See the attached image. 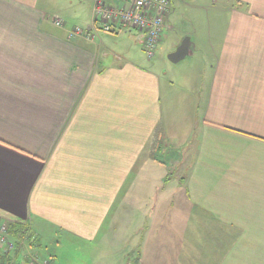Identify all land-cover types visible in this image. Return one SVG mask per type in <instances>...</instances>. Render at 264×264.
I'll return each mask as SVG.
<instances>
[{
	"label": "crops",
	"instance_id": "0c3cea01",
	"mask_svg": "<svg viewBox=\"0 0 264 264\" xmlns=\"http://www.w3.org/2000/svg\"><path fill=\"white\" fill-rule=\"evenodd\" d=\"M50 3L0 0V226L120 230V264H264V0H212L213 58L177 103L150 62L107 64Z\"/></svg>",
	"mask_w": 264,
	"mask_h": 264
},
{
	"label": "rangeland",
	"instance_id": "374dc122",
	"mask_svg": "<svg viewBox=\"0 0 264 264\" xmlns=\"http://www.w3.org/2000/svg\"><path fill=\"white\" fill-rule=\"evenodd\" d=\"M95 1L51 0L50 14L53 16L52 18L58 17L65 25H70L72 30L77 28L84 34L93 36V42L99 49H102L103 41L104 47L109 52L107 64L117 62L114 58L115 54L132 62H150L154 71L161 77L167 95L177 94L173 99L175 103L179 101L178 94L182 88L193 91L194 83L196 86L198 83L201 85L203 79L201 76H205V67L213 58L207 44V29L210 23L222 22L226 18L224 13L218 12L220 5L213 6L212 0H173L167 23L173 29L164 32L158 47L159 50L156 51L155 57L149 61L142 52L139 42L135 48H131V45L137 42L136 34H128L125 30L107 34L96 29L94 26ZM89 28L92 29L89 30ZM187 41L198 44L199 48L200 45L197 42H200L202 49L197 50L198 52L194 49L196 54L194 57L188 56L178 63L170 61L168 58L170 53L175 52L183 42ZM100 63H102V57ZM184 111L188 113V111ZM172 114L178 118L181 117L182 112L172 110ZM186 128L185 123L179 125L178 122H175L172 127L174 131L181 133ZM170 165V168H177L175 159L170 162ZM185 171V169H181V173ZM119 232L120 234L113 233L112 237L98 238L88 242L63 232L40 227L38 229L40 237L38 234L33 237L35 246L29 249L30 244L27 243L23 256L19 258L15 253H10V257H13L14 260L7 257V264H42L43 261L49 259L53 261V264H120V260L124 259L126 252L131 254V250L129 246L127 249L122 247L121 243V238L124 240L127 233L121 236L122 231L119 230ZM36 258L38 259L36 260Z\"/></svg>",
	"mask_w": 264,
	"mask_h": 264
},
{
	"label": "built area",
	"instance_id": "2783aa9c",
	"mask_svg": "<svg viewBox=\"0 0 264 264\" xmlns=\"http://www.w3.org/2000/svg\"><path fill=\"white\" fill-rule=\"evenodd\" d=\"M170 3L171 0H96L94 26L107 34L125 29L142 33L147 58L152 60L164 36L171 13ZM53 22L58 27L65 26L58 17L53 18ZM82 34L84 32L76 28L71 32L70 38ZM85 35L90 38L89 34ZM25 243L26 241L21 246H25ZM0 245L7 254L14 253L16 249L14 241L7 235L6 224L0 226ZM42 264H53V261L45 260Z\"/></svg>",
	"mask_w": 264,
	"mask_h": 264
},
{
	"label": "trees",
	"instance_id": "16d2710c",
	"mask_svg": "<svg viewBox=\"0 0 264 264\" xmlns=\"http://www.w3.org/2000/svg\"><path fill=\"white\" fill-rule=\"evenodd\" d=\"M7 235L11 241H14L16 245V249L14 253L16 254L19 251L23 250V246L21 244L24 241H27L30 245H34L33 243V237H35L33 234H31L30 229L27 227V225H21V224H7ZM37 241V239H36ZM17 255V254H16ZM7 257L11 258L10 260H13V257H10L9 254L5 253L4 250L0 253V264H7L8 259Z\"/></svg>",
	"mask_w": 264,
	"mask_h": 264
},
{
	"label": "water",
	"instance_id": "95a60500",
	"mask_svg": "<svg viewBox=\"0 0 264 264\" xmlns=\"http://www.w3.org/2000/svg\"><path fill=\"white\" fill-rule=\"evenodd\" d=\"M189 49V43L183 42L174 53L169 55V60L172 61L173 63H178L182 59H184L188 53Z\"/></svg>",
	"mask_w": 264,
	"mask_h": 264
}]
</instances>
